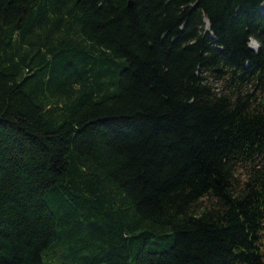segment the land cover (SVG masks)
I'll use <instances>...</instances> for the list:
<instances>
[{
	"label": "trees",
	"instance_id": "trees-1",
	"mask_svg": "<svg viewBox=\"0 0 264 264\" xmlns=\"http://www.w3.org/2000/svg\"><path fill=\"white\" fill-rule=\"evenodd\" d=\"M263 5L0 0V264H264Z\"/></svg>",
	"mask_w": 264,
	"mask_h": 264
},
{
	"label": "rangeland",
	"instance_id": "rangeland-1",
	"mask_svg": "<svg viewBox=\"0 0 264 264\" xmlns=\"http://www.w3.org/2000/svg\"><path fill=\"white\" fill-rule=\"evenodd\" d=\"M206 30H209V24H208V22H206ZM251 47H252V48H255L256 45L252 42V43H251Z\"/></svg>",
	"mask_w": 264,
	"mask_h": 264
},
{
	"label": "water",
	"instance_id": "water-1",
	"mask_svg": "<svg viewBox=\"0 0 264 264\" xmlns=\"http://www.w3.org/2000/svg\"><path fill=\"white\" fill-rule=\"evenodd\" d=\"M263 9H264V5H263ZM253 43L256 45V47L255 48H252V49H254V50H258V44L256 43V41H253Z\"/></svg>",
	"mask_w": 264,
	"mask_h": 264
}]
</instances>
